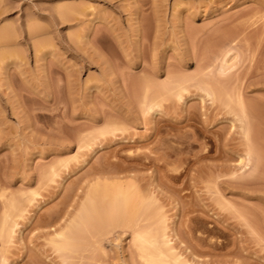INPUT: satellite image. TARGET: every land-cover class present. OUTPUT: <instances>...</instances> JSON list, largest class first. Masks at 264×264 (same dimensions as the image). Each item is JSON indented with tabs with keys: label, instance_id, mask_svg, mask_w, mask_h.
Returning a JSON list of instances; mask_svg holds the SVG:
<instances>
[{
	"label": "rangeland",
	"instance_id": "obj_1",
	"mask_svg": "<svg viewBox=\"0 0 264 264\" xmlns=\"http://www.w3.org/2000/svg\"><path fill=\"white\" fill-rule=\"evenodd\" d=\"M144 232L264 264V0H0V264H146Z\"/></svg>",
	"mask_w": 264,
	"mask_h": 264
},
{
	"label": "bare ground",
	"instance_id": "obj_2",
	"mask_svg": "<svg viewBox=\"0 0 264 264\" xmlns=\"http://www.w3.org/2000/svg\"><path fill=\"white\" fill-rule=\"evenodd\" d=\"M59 237L64 240L66 239L63 233L59 234ZM137 239L140 243V250L143 253L142 256L146 264H184L180 261L179 257H173L171 259L170 254L168 255L163 250L165 248L159 245L160 242L154 234H150L149 232L139 233ZM60 246L64 248L65 243H62ZM175 256L177 255L175 254Z\"/></svg>",
	"mask_w": 264,
	"mask_h": 264
}]
</instances>
